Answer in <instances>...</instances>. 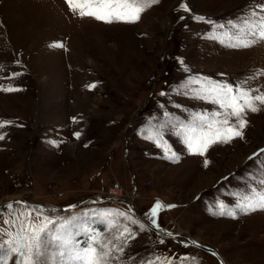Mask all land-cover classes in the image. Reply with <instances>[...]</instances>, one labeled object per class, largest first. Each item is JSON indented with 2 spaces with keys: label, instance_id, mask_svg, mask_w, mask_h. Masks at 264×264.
<instances>
[{
  "label": "rangeland",
  "instance_id": "rangeland-1",
  "mask_svg": "<svg viewBox=\"0 0 264 264\" xmlns=\"http://www.w3.org/2000/svg\"><path fill=\"white\" fill-rule=\"evenodd\" d=\"M257 4L264 0H158L135 23H106L74 14L66 0H0V86L18 89L0 90V122H12L0 129V205L24 201L50 217L78 216L101 239L111 238L107 210L148 225L122 221L133 238L114 264L155 257L219 264L180 243L188 236L226 264H264V209L214 214L218 202L234 206V194L264 174V154L249 160L264 148V106L247 113L243 138L214 144L203 156L189 154L166 130L179 157L167 159L145 132L165 112L180 121L213 108L195 97L190 80L247 81L264 91V42L233 48L209 38L215 24L239 23ZM56 42L63 47H52ZM12 73L19 75L5 79ZM157 200L175 205L158 212L157 224L179 235L154 231L145 213Z\"/></svg>",
  "mask_w": 264,
  "mask_h": 264
},
{
  "label": "snow or ice",
  "instance_id": "snow-or-ice-1",
  "mask_svg": "<svg viewBox=\"0 0 264 264\" xmlns=\"http://www.w3.org/2000/svg\"><path fill=\"white\" fill-rule=\"evenodd\" d=\"M157 2L158 0H66L74 14L78 12L81 18L90 17L106 23H135L140 20L147 7ZM209 38L233 48H247L257 42H264V4H257L239 23L228 21L227 24H215ZM51 46L62 48L63 44L56 42ZM260 74L264 73H258ZM17 75L19 73H12L11 77L5 79L15 78ZM189 84L197 85L190 90L196 98L212 104L213 108L192 113L187 120L180 121L165 112L164 122L145 130L146 138L162 149L165 158L173 161L179 157L171 151L164 139L166 130H170L180 139L189 154L203 156L214 144L243 138V130L248 123L245 118L247 113L257 112L264 106V91L247 87V81L233 85L227 81L205 78L190 80ZM0 90L12 92L18 89L13 86H0ZM11 123L0 122V129ZM74 135L78 138L80 133ZM4 138L0 134V139ZM262 154L264 148L254 152L249 160H255ZM208 164L209 161L205 160L204 166L207 167ZM234 196V206L218 202L214 214L235 218L238 213L248 214L264 209V174L258 179L254 177L245 192L235 193ZM17 205L20 209L16 208ZM4 207L8 211L5 213L0 209V219L8 227L0 228V264H11L13 259L15 264H114L118 254L123 253L127 241L133 238L130 228L122 221L138 225L141 230L148 227L124 211L107 210L104 223L111 238L101 239V234L82 224L78 216L50 217L44 213L43 206L39 209L30 208L24 201H12ZM163 207L171 208L175 205H163L157 200L145 213L151 226L159 227L156 217ZM82 215L87 216L88 213ZM168 235L171 236L172 233ZM82 236H86V239H82ZM175 259L161 260L160 257H155L143 261L142 264H175ZM179 259L180 264H184L189 258Z\"/></svg>",
  "mask_w": 264,
  "mask_h": 264
},
{
  "label": "water",
  "instance_id": "water-1",
  "mask_svg": "<svg viewBox=\"0 0 264 264\" xmlns=\"http://www.w3.org/2000/svg\"><path fill=\"white\" fill-rule=\"evenodd\" d=\"M96 200H97V199H95V198H91V199H89V200H87V201L81 200V201H79L78 203H75L74 205H78L79 203H81V204H82V203H86V202H88V201L93 202V201H96ZM12 201H14V200H8V201H6L5 203L1 204V205H0V209H3L4 206H5L7 203L12 202ZM74 205H73V206H74ZM127 205H128L129 211H130L131 213H134V211L132 212L131 206H130L129 204H127ZM70 207H71V206H70ZM135 214H136V213H135ZM136 215H137V214H136ZM142 221H143V220H142ZM153 229H154V231H158V233L162 234V235L165 236V237H170V236L168 235V233H172V237H173V235H174V236L179 235V233H177V232L169 231V230H167V229H165V228H162V227H158V228H157V227H153ZM186 238H187V240L189 241V243H187V244H184L183 242H180V243L183 244V245H186V246L192 245V246H195V247H197V248H200V249H202L203 251L212 254V255L217 259V261H218L219 264H226V263L224 262L222 256L219 254V252H218L215 248L210 247V246L202 245L201 243H199L197 240L193 239L192 237H189V236H188V237H186ZM193 242H195V243H193ZM213 253H215V255H214Z\"/></svg>",
  "mask_w": 264,
  "mask_h": 264
},
{
  "label": "built area",
  "instance_id": "built-area-1",
  "mask_svg": "<svg viewBox=\"0 0 264 264\" xmlns=\"http://www.w3.org/2000/svg\"><path fill=\"white\" fill-rule=\"evenodd\" d=\"M151 80H153V78L151 79ZM117 186V185H116ZM114 188H118V187H114ZM109 195H111L112 197L115 195V191H111L110 190V194Z\"/></svg>",
  "mask_w": 264,
  "mask_h": 264
},
{
  "label": "bare ground",
  "instance_id": "bare-ground-1",
  "mask_svg": "<svg viewBox=\"0 0 264 264\" xmlns=\"http://www.w3.org/2000/svg\"><path fill=\"white\" fill-rule=\"evenodd\" d=\"M115 196V195H114ZM114 196L112 198H114ZM116 197V196H115ZM158 232V231H157Z\"/></svg>",
  "mask_w": 264,
  "mask_h": 264
}]
</instances>
